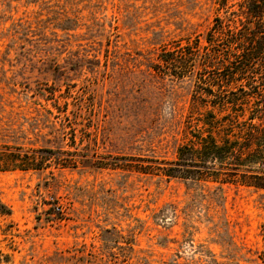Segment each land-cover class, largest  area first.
I'll list each match as a JSON object with an SVG mask.
<instances>
[{
  "label": "rangeland",
  "instance_id": "obj_1",
  "mask_svg": "<svg viewBox=\"0 0 264 264\" xmlns=\"http://www.w3.org/2000/svg\"><path fill=\"white\" fill-rule=\"evenodd\" d=\"M219 15V0H0V146L51 151L0 172V264H264V189L125 166L174 159L203 127L211 67H155L178 42L204 53Z\"/></svg>",
  "mask_w": 264,
  "mask_h": 264
},
{
  "label": "trees",
  "instance_id": "obj_2",
  "mask_svg": "<svg viewBox=\"0 0 264 264\" xmlns=\"http://www.w3.org/2000/svg\"><path fill=\"white\" fill-rule=\"evenodd\" d=\"M219 4L227 16L214 19L207 40L211 47L200 53L199 38L178 42L173 49H162L161 63L155 67L160 71L171 68L177 77L190 72L198 58L206 70L211 67V88L199 96L212 107L199 119L203 127L191 131L174 159L144 158L125 166L169 179L264 189V0H242L237 6L219 0ZM50 154L0 146V172L41 169ZM11 213L0 198V215ZM261 235L264 261V222Z\"/></svg>",
  "mask_w": 264,
  "mask_h": 264
}]
</instances>
